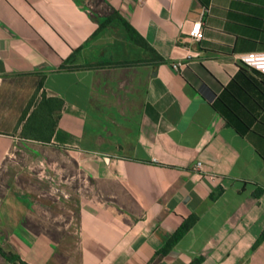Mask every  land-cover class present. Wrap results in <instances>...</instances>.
<instances>
[{
  "label": "crops",
  "instance_id": "crops-1",
  "mask_svg": "<svg viewBox=\"0 0 264 264\" xmlns=\"http://www.w3.org/2000/svg\"><path fill=\"white\" fill-rule=\"evenodd\" d=\"M250 54L264 0H0V264H264Z\"/></svg>",
  "mask_w": 264,
  "mask_h": 264
},
{
  "label": "trees",
  "instance_id": "trees-1",
  "mask_svg": "<svg viewBox=\"0 0 264 264\" xmlns=\"http://www.w3.org/2000/svg\"><path fill=\"white\" fill-rule=\"evenodd\" d=\"M105 25V23L103 24ZM125 25V29L129 35L130 40L132 41V43H134L136 46L140 47L141 49H143L144 51H146L147 53H149L152 57H156V61L157 63H161L164 62V60L154 51V49L148 44V42L132 27L130 26V24L128 23H124ZM145 61H137V62H127V63H116L115 65H132V64H141L144 63ZM65 67L62 66V69H64ZM85 68H90V66L85 67ZM262 190H260L259 193H261ZM258 193V194H259ZM256 194V195H258ZM194 220H191L189 222H186L185 224H183L181 226V228L175 233L174 237H173V241H177L180 237L183 236V234L190 228V226L192 224H194ZM264 241V230L261 233L258 242L260 243ZM170 245V243L168 244V246ZM192 264H200V260L193 262Z\"/></svg>",
  "mask_w": 264,
  "mask_h": 264
},
{
  "label": "built area",
  "instance_id": "built-area-1",
  "mask_svg": "<svg viewBox=\"0 0 264 264\" xmlns=\"http://www.w3.org/2000/svg\"><path fill=\"white\" fill-rule=\"evenodd\" d=\"M189 36L194 42H200L204 39V32L202 29L201 21H197L193 24ZM242 60L250 67L260 72H264V54H250L244 57ZM202 167L203 165L201 163H197L198 169H201Z\"/></svg>",
  "mask_w": 264,
  "mask_h": 264
}]
</instances>
